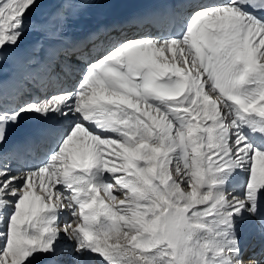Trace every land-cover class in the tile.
Returning <instances> with one entry per match:
<instances>
[{
    "label": "snow or ice",
    "instance_id": "6c2138e0",
    "mask_svg": "<svg viewBox=\"0 0 264 264\" xmlns=\"http://www.w3.org/2000/svg\"><path fill=\"white\" fill-rule=\"evenodd\" d=\"M89 4L57 0L48 32L29 21L39 0H0V68L36 84L0 80V264H247L235 222H264V0H171L70 41ZM25 120L37 131L9 145Z\"/></svg>",
    "mask_w": 264,
    "mask_h": 264
},
{
    "label": "bare ground",
    "instance_id": "6f19581e",
    "mask_svg": "<svg viewBox=\"0 0 264 264\" xmlns=\"http://www.w3.org/2000/svg\"><path fill=\"white\" fill-rule=\"evenodd\" d=\"M66 2H71V0H66ZM39 3L41 7L37 9L31 17H29V21L40 22L41 24H43L44 28L48 32L56 31L59 24L57 19L51 14L56 7L57 0H39ZM91 5L92 0H90V4L88 7L73 10V17L69 21L66 29L69 40L70 35H68V32L70 30H73L75 26H87L90 22L94 20L93 17L100 16L98 12H93L90 10ZM39 39H41L40 33L29 31L25 37V43L22 47L28 48ZM33 72V69L28 68L22 62L14 60H8L4 62L2 68H0V80L3 81V78L6 77V81H3V87L5 92H7L8 94H12L17 89H29V86H34V91H36V84L28 78L29 74ZM11 78L16 79L17 85L10 82ZM243 179V177H239L238 182L243 183ZM239 190L242 192V188H240ZM261 225L262 222L259 218L251 217L247 214H245L243 217L236 218L235 232L238 229H243L247 231L249 235H253L254 242H258V246L249 250H244V255L249 256L250 251H255L259 247L260 243L264 242V229L261 227ZM263 251L264 249H262L261 252Z\"/></svg>",
    "mask_w": 264,
    "mask_h": 264
}]
</instances>
